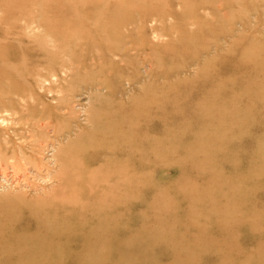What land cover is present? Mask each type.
Returning a JSON list of instances; mask_svg holds the SVG:
<instances>
[{
	"label": "rangeland",
	"instance_id": "374dc122",
	"mask_svg": "<svg viewBox=\"0 0 264 264\" xmlns=\"http://www.w3.org/2000/svg\"><path fill=\"white\" fill-rule=\"evenodd\" d=\"M0 264H264V0H0Z\"/></svg>",
	"mask_w": 264,
	"mask_h": 264
},
{
	"label": "bare ground",
	"instance_id": "6f19581e",
	"mask_svg": "<svg viewBox=\"0 0 264 264\" xmlns=\"http://www.w3.org/2000/svg\"><path fill=\"white\" fill-rule=\"evenodd\" d=\"M225 14V13H224ZM73 104V103H72ZM29 134V133H28ZM41 143V142H40ZM10 159V158H9ZM9 161V160H8ZM22 162H23V160H22ZM27 164V163H26ZM25 168H27V167H25ZM19 172V171H18Z\"/></svg>",
	"mask_w": 264,
	"mask_h": 264
}]
</instances>
